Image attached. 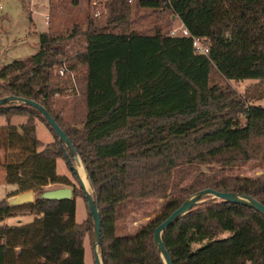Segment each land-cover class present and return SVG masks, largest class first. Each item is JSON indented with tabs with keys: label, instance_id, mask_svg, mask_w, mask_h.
<instances>
[{
	"label": "trees",
	"instance_id": "trees-1",
	"mask_svg": "<svg viewBox=\"0 0 264 264\" xmlns=\"http://www.w3.org/2000/svg\"><path fill=\"white\" fill-rule=\"evenodd\" d=\"M125 3V2H124ZM142 8L165 9L193 37L206 38L209 52H194L189 38L155 34L86 33V49L75 64L83 78L82 130L69 129L56 114L63 105L53 69L61 65L62 38L39 36V51L27 62L0 70V100L9 97L41 105L72 144L100 217L102 264H163L153 240L155 228L191 195L212 189L254 198L264 206V174L230 172L264 163V108L247 105L234 92L210 86L216 71L229 81L264 82V0H138ZM120 0L114 17L124 12ZM64 72V73H65ZM0 168L16 190L6 199L49 185L71 186L56 173L73 159L34 108L0 106ZM13 118H23L20 126ZM57 143L44 148L37 122ZM69 159H67V157ZM208 172H204L202 168ZM71 201H39L10 208L0 201V220L22 213L25 225L0 226V264H84V243L93 237L84 192ZM81 195V196H80ZM86 204V219L75 221V198ZM161 201L160 213L133 235H117L120 211ZM88 213V216H87ZM225 232L230 235L219 237ZM172 264H264V217L251 208L207 198L163 233Z\"/></svg>",
	"mask_w": 264,
	"mask_h": 264
},
{
	"label": "rangeland",
	"instance_id": "rangeland-1",
	"mask_svg": "<svg viewBox=\"0 0 264 264\" xmlns=\"http://www.w3.org/2000/svg\"><path fill=\"white\" fill-rule=\"evenodd\" d=\"M122 1L125 14L114 17L111 7L119 12L116 8L120 0H0V70L13 62L29 61L39 51V36L43 33L62 38L60 47L63 53L59 58L63 65L60 68L68 69L74 64V59L85 52L86 33L90 31L106 29L114 33L171 36L173 31L178 34L180 29L184 28L178 17L164 8L147 9L140 7L138 0ZM74 67L75 71L66 70L63 75L58 72L59 66L53 69L54 75L61 80L62 89L53 99L63 104L56 108V114H59L63 107L59 114L63 123L69 129L81 131L85 112L82 98L85 70L78 64ZM214 85L234 92L247 102V105L264 108V82L229 81L214 71L210 77V86ZM11 123L20 126L25 123V119L13 118ZM4 125L5 120L0 119V127ZM36 137L42 145L41 148L57 143V139L43 122H37ZM2 155L0 152V157ZM73 165L76 167L74 161ZM202 170L208 172L204 167ZM56 173L67 178L71 186L49 185L44 189L71 187L77 194L82 193L76 176L70 171L64 158L57 159ZM230 173L239 177L257 178L264 174V163L252 162L238 166ZM4 179L5 172L0 168V194L8 196L13 193L10 192L11 188L16 187L5 185ZM88 192L92 195L90 187ZM161 204V201H156L145 208L139 209L132 205L122 208L116 234L133 235L139 227L159 215ZM31 216H24L21 225L31 223ZM86 218L84 199L77 197L75 221L81 224ZM7 223L19 225L13 220ZM229 235L230 233L225 232L219 238L225 239ZM84 264H95L91 239H86L84 243Z\"/></svg>",
	"mask_w": 264,
	"mask_h": 264
},
{
	"label": "water",
	"instance_id": "water-1",
	"mask_svg": "<svg viewBox=\"0 0 264 264\" xmlns=\"http://www.w3.org/2000/svg\"><path fill=\"white\" fill-rule=\"evenodd\" d=\"M10 102H16V103L19 102V103L25 104L37 110L46 120L47 124L51 127V129L56 133V135L59 138V143L62 146L64 145L67 148L69 155L72 157L76 165L75 156H78V155L75 152L72 144L67 139V137L62 132V130L59 128V126L55 123V121L51 118V116L47 113V111L41 105L31 100L9 97L7 99L0 100V106L6 103H10ZM71 168L74 170V173L77 175L78 174L77 168L73 166H71ZM79 183L84 192V196L87 200L89 213L92 218V225H93L92 247H93V252H94V262L95 264H102L101 256H100V244H101L100 232L101 230H100L99 213H98L97 207L95 205V202L92 196L89 194L87 190H85L80 180H79ZM73 191L74 190L71 187L56 188V189H49V190L43 189L38 192L31 191V192H26V193L13 196L7 199L5 202L8 207L16 208V207H22L26 205H33L39 201H55V202H60L64 200L71 201L73 199ZM207 198L214 199V200L224 202V203L237 204V205H241L247 208H251L264 217V206L250 196L238 195L234 193L217 192L212 189L201 190L191 195L188 199H186L177 209H175L163 222H161L155 228L153 232V240L159 252V256L163 261V264H172L171 259L167 251L165 250L163 242H162L163 233L174 222L184 217L194 207H196L197 205L205 201V199ZM96 250L98 251V254Z\"/></svg>",
	"mask_w": 264,
	"mask_h": 264
},
{
	"label": "built area",
	"instance_id": "built-area-1",
	"mask_svg": "<svg viewBox=\"0 0 264 264\" xmlns=\"http://www.w3.org/2000/svg\"><path fill=\"white\" fill-rule=\"evenodd\" d=\"M171 37H180V38H189V39H191L192 47H193L194 52L196 54L207 55L208 52H209L208 45H207V39L206 38L193 37V36H191V34L185 28L180 29L178 34H176V32L173 31L171 33ZM58 72H59L60 75H63L64 72H65V69L64 68H60Z\"/></svg>",
	"mask_w": 264,
	"mask_h": 264
},
{
	"label": "bare ground",
	"instance_id": "bare-ground-1",
	"mask_svg": "<svg viewBox=\"0 0 264 264\" xmlns=\"http://www.w3.org/2000/svg\"><path fill=\"white\" fill-rule=\"evenodd\" d=\"M75 159H76V167H77V172H78V179L82 182L85 190H89V183H88V180H87V177H86V173L84 171V168L80 162V159L78 156H75ZM97 254H98V251L96 250Z\"/></svg>",
	"mask_w": 264,
	"mask_h": 264
},
{
	"label": "crops",
	"instance_id": "crops-1",
	"mask_svg": "<svg viewBox=\"0 0 264 264\" xmlns=\"http://www.w3.org/2000/svg\"><path fill=\"white\" fill-rule=\"evenodd\" d=\"M1 119V118H0ZM6 123V122H5ZM12 124V123H11ZM3 184V183H2ZM5 185H7L6 183H4ZM9 186H11V185H9ZM16 189H13V188H11V190H10V192H14ZM4 192V191H3ZM7 198V196L5 195V194H0V201H2V200H7L6 199ZM76 199V198H75ZM24 216H28V217H30L31 215L30 214H24V213H22L21 215L19 214L18 216H16V217H14V218H7V219H3V220H0V224H2V225H9L7 222L9 221V220H13V221H16V223L17 224H21L22 223V218H24ZM32 217V216H31ZM33 219H34V217H33ZM83 223V222H82ZM1 226V225H0ZM11 226H14V225H11Z\"/></svg>",
	"mask_w": 264,
	"mask_h": 264
}]
</instances>
